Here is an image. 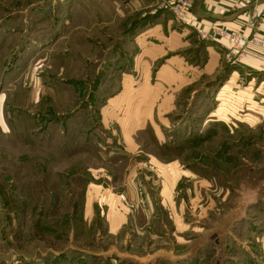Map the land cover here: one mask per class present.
Returning <instances> with one entry per match:
<instances>
[{"label":"rangeland","instance_id":"374dc122","mask_svg":"<svg viewBox=\"0 0 264 264\" xmlns=\"http://www.w3.org/2000/svg\"><path fill=\"white\" fill-rule=\"evenodd\" d=\"M141 12L130 0H0V264L147 259L204 228L216 258L218 241L252 238L264 213L253 203L264 191V72H240L221 46L205 70L207 44L189 21L172 13L165 37L191 32L178 49ZM148 200L162 207L146 233ZM118 212L128 223L106 232L103 217ZM220 212L246 214V237L235 219L219 227ZM235 253L221 260L236 264Z\"/></svg>","mask_w":264,"mask_h":264},{"label":"crops","instance_id":"0c3cea01","mask_svg":"<svg viewBox=\"0 0 264 264\" xmlns=\"http://www.w3.org/2000/svg\"><path fill=\"white\" fill-rule=\"evenodd\" d=\"M175 1L176 0H130V5H134V7L137 5V7L142 10V18H150L155 22V24L151 26L152 28L146 31L150 33L152 31L158 32L160 38H167L169 43H173V48L179 49L180 47L186 45L189 46V44H186L187 42L185 41L186 38L184 35H189L191 32L190 29L182 27L177 28V31L182 32L177 33V36L171 35L169 37H165V35H167V33H169L172 29H174V33L176 30V26L173 25V14L170 12V9H168V7ZM188 21L190 24L189 26L193 28V30L195 29L196 31H200L202 39H204L205 44H207V48L205 50L209 54L207 62L205 63V70L207 68L209 69V66L213 64L212 71H215L220 64L219 55L221 50H218L220 45L217 42L206 38L205 34L213 27H221L237 33L244 38L254 37L264 40V0H195L192 4L190 19ZM172 38L174 40H172ZM248 52L252 58L250 60H240L235 66H237L240 72H264V49L249 47ZM201 68L202 67H198L197 69ZM194 71L196 70L194 69ZM2 103L3 101L0 99V123L2 122ZM146 197L147 199H151L148 195ZM262 201H264V191L259 192L258 199L253 203L254 205L257 203L260 204ZM151 203V200H148L147 207L145 209H141L144 213V217L143 214L139 212L140 215L142 214V220L145 221V219H147L148 223H145L144 225V222L140 224L138 220V224L143 225L140 229L146 233L148 230L147 225H150V221L154 223L153 220L157 216L160 207H162H158L159 205L156 203L151 205ZM118 213L119 214L117 215L119 216L114 215L115 217H113V223L109 221V216L103 217L105 220L103 227L106 232L108 231L109 233L111 229L120 231L128 223V213ZM220 214L222 218H220V220L216 219L215 221L219 227H222V229L229 228V226L234 223L233 220L235 219L239 225L238 230H240L241 233L244 230L242 233L243 236L246 237L245 234L250 232V230H246L245 228L247 227L245 224L248 220L246 214L244 215L243 213H239L236 214V217L230 216L231 214H229V212H220ZM130 219H132V217ZM251 227L254 231L252 238L246 237L242 239L228 240L227 242L224 241V244L223 241H218L216 247L220 248V252L218 253L217 251V259L214 257L212 258L210 256L211 253L207 252L206 254V251H212V241L211 238L209 239L207 236V230L209 228H204L205 233L200 236V240H197L194 244H191V241L193 242V240L190 239V237H188V241L184 240V243H190L189 246L183 247L182 251L179 250L178 252L172 244L170 252L159 249L154 254L147 256V259H140L130 255L124 256L114 252L108 257L109 264H212L215 260V264H226L227 261H222L221 257L227 259L228 257L227 255L225 256V254L226 252H229L232 247L236 248V264H264V213L256 214L253 218ZM168 232L170 235L175 237L174 239H176L177 236H175V231L173 232V230L169 229ZM258 233L260 236L257 235ZM178 238L183 240L181 237ZM174 243L179 245L181 244L178 240ZM113 254L115 256H113Z\"/></svg>","mask_w":264,"mask_h":264},{"label":"built area","instance_id":"2783aa9c","mask_svg":"<svg viewBox=\"0 0 264 264\" xmlns=\"http://www.w3.org/2000/svg\"><path fill=\"white\" fill-rule=\"evenodd\" d=\"M195 0H177L171 6V11L179 23H186L190 19L192 4ZM205 37L217 42L224 49V59L228 62L239 63L240 60H250L249 47L264 49V40L244 38L225 28L213 27Z\"/></svg>","mask_w":264,"mask_h":264}]
</instances>
